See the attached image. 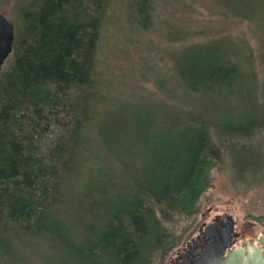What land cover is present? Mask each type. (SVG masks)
<instances>
[{
  "label": "trees",
  "instance_id": "obj_1",
  "mask_svg": "<svg viewBox=\"0 0 264 264\" xmlns=\"http://www.w3.org/2000/svg\"><path fill=\"white\" fill-rule=\"evenodd\" d=\"M115 1L27 0L13 23L0 72V260L152 264L173 244L165 223L194 215L212 170L236 168L231 147L264 135L244 35L195 42L199 30L162 16L165 0H127L125 14L132 30L168 44L158 83L172 104L105 108L97 59ZM209 2L213 15L251 25L264 47V0ZM207 101L222 114L215 122L197 111ZM258 161L240 179L261 174Z\"/></svg>",
  "mask_w": 264,
  "mask_h": 264
},
{
  "label": "rangeland",
  "instance_id": "obj_2",
  "mask_svg": "<svg viewBox=\"0 0 264 264\" xmlns=\"http://www.w3.org/2000/svg\"><path fill=\"white\" fill-rule=\"evenodd\" d=\"M26 1L0 0V12L17 26L18 12ZM209 1L163 0L162 16L180 23L182 30H199L200 32L194 33L195 42L208 38H237L244 35L256 57L259 96L254 101L259 112L264 115V47L260 45L252 26L248 23L210 13ZM126 2L127 0H116L112 5L98 51L97 78L103 101L104 97L107 101L105 108H114L123 103L122 101L130 103L129 111L134 107L141 110L144 106L158 101L172 104L167 98L168 95L163 92L164 85L158 83L159 80L162 82L163 78L164 84L167 83L165 78L169 74L171 61L168 56H162V51L168 44L160 35L139 33L134 27L132 30L125 14ZM236 102L241 104L240 99ZM213 106L214 102H202L197 111L205 120L215 122L222 114L214 111ZM248 111L245 107L244 112ZM240 146H232L227 156L230 164L236 165L234 170L231 166L229 168L223 164L212 170L211 186L201 196L196 213L191 216L176 215L174 220L165 223L167 246L172 242L173 244L165 255L158 254L152 264H171L179 249L198 234L200 226L211 222L218 215L233 217L242 241L253 239L256 243L260 236L264 235V165H261L264 157V135L257 136L244 148ZM256 159L259 160L260 168L263 167V172L255 176L250 175V181L244 182L240 178H244L248 170L253 169ZM259 218L263 219L258 220ZM253 245L251 244V248ZM36 260L32 258L21 264H37ZM0 264L17 263H12L8 256H4Z\"/></svg>",
  "mask_w": 264,
  "mask_h": 264
},
{
  "label": "water",
  "instance_id": "obj_3",
  "mask_svg": "<svg viewBox=\"0 0 264 264\" xmlns=\"http://www.w3.org/2000/svg\"><path fill=\"white\" fill-rule=\"evenodd\" d=\"M16 39L13 22L0 12V72L11 56ZM225 232H217L216 227L209 226L204 236L211 242L197 260L188 261L186 264H264V251L260 247L252 249L250 244L239 248H231V234L234 231V219ZM223 238V239H222Z\"/></svg>",
  "mask_w": 264,
  "mask_h": 264
},
{
  "label": "flooded vegetation",
  "instance_id": "obj_4",
  "mask_svg": "<svg viewBox=\"0 0 264 264\" xmlns=\"http://www.w3.org/2000/svg\"><path fill=\"white\" fill-rule=\"evenodd\" d=\"M232 224L230 216L218 215L209 223L203 224L199 228L198 234L188 240V242L177 252V257L172 261L171 264H186V262L197 260L201 257L205 249L210 244V240L204 236L206 228L209 226H214L217 229V232H225L228 230V227ZM234 231L231 234L230 241L232 243L231 248H239L241 246H247L248 244H254L252 249L260 247L264 251V235H261L258 239L259 241L254 243L253 239H248L242 241L241 235L236 230V222L234 221ZM223 239V238H222Z\"/></svg>",
  "mask_w": 264,
  "mask_h": 264
},
{
  "label": "bare ground",
  "instance_id": "obj_5",
  "mask_svg": "<svg viewBox=\"0 0 264 264\" xmlns=\"http://www.w3.org/2000/svg\"><path fill=\"white\" fill-rule=\"evenodd\" d=\"M195 227V226H194ZM190 233V232H189ZM187 236V235H186Z\"/></svg>",
  "mask_w": 264,
  "mask_h": 264
}]
</instances>
